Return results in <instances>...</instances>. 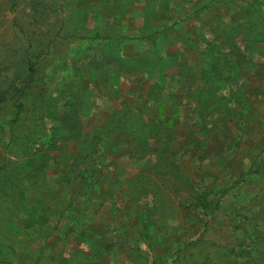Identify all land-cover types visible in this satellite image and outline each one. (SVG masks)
<instances>
[{"label":"rangeland","instance_id":"374dc122","mask_svg":"<svg viewBox=\"0 0 264 264\" xmlns=\"http://www.w3.org/2000/svg\"><path fill=\"white\" fill-rule=\"evenodd\" d=\"M14 1L1 92L43 57L16 123L0 103V264H264V163L220 198L264 146V0Z\"/></svg>","mask_w":264,"mask_h":264},{"label":"trees","instance_id":"16d2710c","mask_svg":"<svg viewBox=\"0 0 264 264\" xmlns=\"http://www.w3.org/2000/svg\"><path fill=\"white\" fill-rule=\"evenodd\" d=\"M14 1V0H12ZM222 0H211L210 4L212 3H219ZM15 5V1H14ZM160 32H153L149 35H143V36H131V37H120L121 40H127V41H147L151 44H155L158 35ZM72 39H83L84 37L81 36H70ZM104 38H107L105 36ZM30 44H27V47L23 50V62L25 65H23L24 73L21 76H18L15 78V80L11 81L9 80L8 87L5 89V92H1L0 95L5 97L4 99H1L0 97V103L1 105L5 102H9L11 107L14 110V117L10 121V124L16 123L18 119L20 118L21 113L25 110L23 105V99L30 95V92L32 88L37 86V74L38 69L41 64V58L43 57L42 53L32 54L30 51ZM3 66H0V75L2 73ZM177 76V75H176ZM1 77V76H0ZM165 78H156V81L154 82V86L159 88V92L161 93L163 86L162 82H164ZM158 101V100H156ZM159 102V101H158ZM264 163V146L258 153V155L252 160L250 163L248 169L243 172L232 184L230 185V188H226L222 190L220 193V198L225 196L229 190L234 187L237 184L246 182L250 177L253 175H258L261 171V167ZM88 176L84 173H76L73 177L72 181L69 184V197L71 200H77L81 197H84L87 193L88 187L86 186ZM220 198L215 200H205L204 198H200V213L203 217L209 218L210 216L214 215L216 210L219 208L220 205ZM251 245L247 244L246 239L244 237L240 238V241L238 243L237 247H231L230 253L233 254L236 258H244L247 261L250 260L251 257Z\"/></svg>","mask_w":264,"mask_h":264},{"label":"crops","instance_id":"0c3cea01","mask_svg":"<svg viewBox=\"0 0 264 264\" xmlns=\"http://www.w3.org/2000/svg\"><path fill=\"white\" fill-rule=\"evenodd\" d=\"M256 235V234H255ZM248 237V236H247ZM254 237V236H253ZM245 238V237H244ZM246 239V238H245ZM246 242L248 243V244H250L251 246H253L254 244H253V241H251V240H246Z\"/></svg>","mask_w":264,"mask_h":264}]
</instances>
